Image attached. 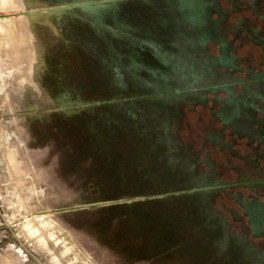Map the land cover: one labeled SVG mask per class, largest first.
Instances as JSON below:
<instances>
[{
    "label": "rangeland",
    "instance_id": "rangeland-1",
    "mask_svg": "<svg viewBox=\"0 0 264 264\" xmlns=\"http://www.w3.org/2000/svg\"><path fill=\"white\" fill-rule=\"evenodd\" d=\"M170 1L67 0L49 6L59 25L47 4L0 0L1 264H264V236L250 233L231 197L239 186L215 190L213 181L216 172L234 179L231 165L246 174L240 155L252 152L238 144L227 159L201 146L207 129L188 112L192 98L176 99L184 116L165 123L166 106L154 101L173 89L126 70L146 77L141 47L180 66L202 63ZM117 67L125 84L112 79Z\"/></svg>",
    "mask_w": 264,
    "mask_h": 264
},
{
    "label": "flooded vegetation",
    "instance_id": "flooded-vegetation-1",
    "mask_svg": "<svg viewBox=\"0 0 264 264\" xmlns=\"http://www.w3.org/2000/svg\"><path fill=\"white\" fill-rule=\"evenodd\" d=\"M66 1L31 0L30 4H63ZM170 3L177 7L183 22L196 35L192 42L202 53V63L197 65L190 59V63L180 66L171 63L156 49L141 47L140 50L147 53V56L139 54L149 65V68L142 67L146 70V77L133 72L129 66L126 70L144 86L153 83L159 89H173L169 93H160L154 101L155 106H166L165 123L170 116L171 119L184 116L179 112L176 99L192 98L195 105L190 106L188 112L197 115L202 128L207 129L205 140L200 141L201 146L210 144L219 153L227 155V159H235L239 154L236 151L238 144L252 152L240 155L250 166L246 174H242L237 165H231L237 178L224 183L216 172L213 181L215 190L239 186V191L235 188L231 197L241 204L250 233L256 238L262 237L264 197L257 199L260 193L254 187L262 186L264 191V0H171ZM109 8L115 16H121L119 5ZM60 14L47 15L46 18L60 25ZM156 34L164 42L162 32ZM163 47V51L169 54L167 51L172 48ZM135 68L139 70L138 66ZM111 76L114 82L125 84V73L118 67ZM177 86H182L178 92ZM236 88L242 91L239 96H234ZM222 92L226 93L225 96ZM127 114L136 115L130 109ZM213 131L215 134L211 133ZM245 188L249 198L241 199V190ZM221 224L226 227L224 221ZM220 229V226L213 228V235H219ZM227 245L225 243V248ZM238 246L244 252L241 245Z\"/></svg>",
    "mask_w": 264,
    "mask_h": 264
},
{
    "label": "bare ground",
    "instance_id": "bare-ground-1",
    "mask_svg": "<svg viewBox=\"0 0 264 264\" xmlns=\"http://www.w3.org/2000/svg\"><path fill=\"white\" fill-rule=\"evenodd\" d=\"M23 7L25 8V9H28V10H30V9H33V8H31L32 7V5L31 4H26L25 3V1L23 0ZM51 4H59V3H50V4H48L47 6H45L44 8L46 9V12L44 13L45 15H51V14H55L56 16H57V14H59L61 11H58V10H56V9H50L49 8V6L51 5ZM38 14H36V15H34V16H37ZM21 16V15H20ZM33 16V17H34ZM24 17V16H23ZM19 18V17H18ZM26 22H27V20H26ZM25 25V24H24ZM27 26V25H26ZM27 29H28V26H27ZM25 35V34H24ZM130 200H128V203L130 204ZM31 218V217H30Z\"/></svg>",
    "mask_w": 264,
    "mask_h": 264
},
{
    "label": "crops",
    "instance_id": "crops-1",
    "mask_svg": "<svg viewBox=\"0 0 264 264\" xmlns=\"http://www.w3.org/2000/svg\"><path fill=\"white\" fill-rule=\"evenodd\" d=\"M10 257H9V259L11 260L12 259V256L11 255H9ZM0 264H1V257H0Z\"/></svg>",
    "mask_w": 264,
    "mask_h": 264
}]
</instances>
